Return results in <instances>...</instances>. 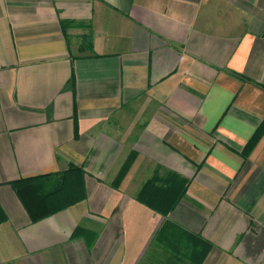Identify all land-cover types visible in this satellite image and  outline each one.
Segmentation results:
<instances>
[{"label":"crops","instance_id":"0c3cea01","mask_svg":"<svg viewBox=\"0 0 264 264\" xmlns=\"http://www.w3.org/2000/svg\"><path fill=\"white\" fill-rule=\"evenodd\" d=\"M263 30L264 0H0V264H264ZM70 165L85 197L32 222L10 182Z\"/></svg>","mask_w":264,"mask_h":264},{"label":"trees","instance_id":"16d2710c","mask_svg":"<svg viewBox=\"0 0 264 264\" xmlns=\"http://www.w3.org/2000/svg\"><path fill=\"white\" fill-rule=\"evenodd\" d=\"M262 35L264 36V30ZM260 135L257 131L251 138L246 145L247 153L256 144ZM131 160L132 156L129 155L119 172V177L125 173ZM164 174L160 177L158 170L155 171L154 175L144 183L137 197L152 209L161 211L165 215L184 194L188 181L170 170L165 171ZM83 175L82 168L70 165L61 172L20 177L10 182V185L31 221L35 222L83 199L85 197ZM182 234L185 232L168 219H164L156 231V236L162 243L178 253H182L185 249L186 256L190 257L193 245L187 241L189 240L187 237L183 238ZM204 252L203 250L200 253L198 249L197 252L192 251V257L198 258Z\"/></svg>","mask_w":264,"mask_h":264}]
</instances>
